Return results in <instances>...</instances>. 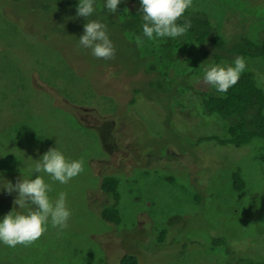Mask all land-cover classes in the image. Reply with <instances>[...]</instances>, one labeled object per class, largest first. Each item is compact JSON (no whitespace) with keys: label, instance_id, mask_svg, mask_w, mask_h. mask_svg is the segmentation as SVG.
I'll list each match as a JSON object with an SVG mask.
<instances>
[{"label":"rangeland","instance_id":"rangeland-1","mask_svg":"<svg viewBox=\"0 0 264 264\" xmlns=\"http://www.w3.org/2000/svg\"><path fill=\"white\" fill-rule=\"evenodd\" d=\"M94 6L87 19L106 26L111 59L78 47L87 19L76 9L0 0V183L27 178L50 147L83 161L65 184L44 177L51 199L65 193L67 227L49 225L26 246L0 244V264H119L126 253L141 264L264 262V137L242 146L207 140L226 139L236 118L206 113L197 94L212 88L204 68L236 55L225 49L215 62L222 50L214 49L206 60L201 44L183 40L178 57L162 60L153 40L131 39L118 14ZM186 10L206 12L233 43L264 39V0H192ZM243 59L264 90V60ZM105 175L119 180L116 225L100 215L112 201L101 188ZM15 195L0 189V216ZM217 237L225 244L213 245Z\"/></svg>","mask_w":264,"mask_h":264},{"label":"clouds","instance_id":"clouds-1","mask_svg":"<svg viewBox=\"0 0 264 264\" xmlns=\"http://www.w3.org/2000/svg\"><path fill=\"white\" fill-rule=\"evenodd\" d=\"M122 2L123 0H104L103 8L108 13H115L118 4ZM94 3L95 0H78L76 16L86 19L91 17L96 11ZM191 3L192 0H139L143 37L152 40L182 36L190 23L187 20L182 24L177 21L191 7ZM77 45L88 50L93 58L107 60L114 56V47L106 26L97 19H87ZM244 69V59L236 56L230 63L205 67L202 79L217 93H225L237 82ZM34 161L27 178L22 175L14 183L8 180L0 183V189L5 193H16L12 200L14 207L0 216L2 245L26 246L39 238L49 225L59 229L67 227L70 210L66 207L65 193L58 192L55 199H51L49 193L52 187L44 177L65 184L83 171V161L67 158L56 147H50ZM34 172L36 175L33 178Z\"/></svg>","mask_w":264,"mask_h":264},{"label":"trees","instance_id":"trees-1","mask_svg":"<svg viewBox=\"0 0 264 264\" xmlns=\"http://www.w3.org/2000/svg\"><path fill=\"white\" fill-rule=\"evenodd\" d=\"M57 1L60 5L69 6L73 9H76V4L78 3V0ZM95 1L102 5L101 9H104L102 2L99 0ZM115 14L120 16L119 27L122 31L126 32L131 39L134 40L137 37L143 43H153V40L154 44L156 43L157 51L160 53V58L165 61H172V59L178 57L176 47L183 40L201 44L200 47L203 50L201 51V58H205L206 60L211 59L210 52L214 49L222 50L218 52L219 54L213 55L215 62L223 58V50L225 49L242 58L249 56L260 57L264 60V39L253 41L245 37L234 43L231 38L229 40L224 39L220 31L212 23L209 15L202 10H185L183 15L178 19L177 23L182 24L185 20L190 23V27L182 36L177 38H153L152 40H148L142 35L141 25L143 22L139 13L138 0H134L132 8L128 6V1L123 0L121 4H118ZM169 67L170 64L164 66L166 69ZM168 70H171V68ZM197 94L200 96L206 113H216L222 118L232 116L236 118L228 127L229 135L226 139L210 136L206 138L207 140H216L224 145L230 143L235 146H242L255 138L264 137V90L257 84L251 72L242 71L237 82L225 93H217L214 88H210L205 91L201 90ZM129 102H134L133 96ZM232 179L236 190H241L245 186V181L239 168L233 171ZM118 184V178L112 175H105L101 179V188L112 197V201L102 207L100 215L104 220L115 225L119 224L122 220L118 209L120 198ZM160 233L159 239L162 241L165 232L161 231ZM212 244L215 246L223 245L225 244V240L223 237L213 238ZM239 262L241 264H264L263 261H253L251 259H239ZM119 264L141 263L135 254L126 253L119 259Z\"/></svg>","mask_w":264,"mask_h":264}]
</instances>
